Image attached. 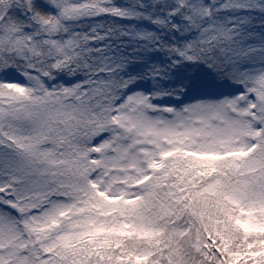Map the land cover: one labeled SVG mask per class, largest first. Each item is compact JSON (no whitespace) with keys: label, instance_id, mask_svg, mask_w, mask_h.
<instances>
[{"label":"snow or ice","instance_id":"6c2138e0","mask_svg":"<svg viewBox=\"0 0 264 264\" xmlns=\"http://www.w3.org/2000/svg\"><path fill=\"white\" fill-rule=\"evenodd\" d=\"M0 264H264V0H0Z\"/></svg>","mask_w":264,"mask_h":264}]
</instances>
